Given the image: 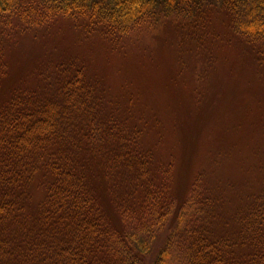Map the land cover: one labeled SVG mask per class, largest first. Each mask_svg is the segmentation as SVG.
Listing matches in <instances>:
<instances>
[{"label":"trees","instance_id":"1","mask_svg":"<svg viewBox=\"0 0 264 264\" xmlns=\"http://www.w3.org/2000/svg\"><path fill=\"white\" fill-rule=\"evenodd\" d=\"M262 72L264 0H0V264H264Z\"/></svg>","mask_w":264,"mask_h":264},{"label":"rangeland","instance_id":"2","mask_svg":"<svg viewBox=\"0 0 264 264\" xmlns=\"http://www.w3.org/2000/svg\"><path fill=\"white\" fill-rule=\"evenodd\" d=\"M218 21L221 22V19H219ZM165 28L167 29L168 25H166ZM57 29L58 30L59 29L60 30H64L66 28H64L63 26L58 24L57 25ZM220 29H221V25L218 23V28L215 27L214 30L218 32ZM136 49H137L136 47L129 46L128 50H127V52H130V55H132V56H130V60H132L133 62H138V60H139V58L138 59L135 58V54L137 53V52H135ZM239 50H241L243 52L242 47H239L237 49V52H239ZM162 56L163 55L160 54L161 58H162ZM152 59H155V58H152ZM85 61L88 64L89 70L92 73H94V74L98 73L97 75L102 77L104 82L112 85V90L115 91V89H117V87L119 86L120 81H118L117 77L115 78L114 75L116 74L117 69L120 68V66L118 67L119 63H117L114 59H111V57L108 56L107 54H105V52L101 51L100 48H97L95 46V44L87 49L86 56H85ZM140 61H142V59H140L139 62ZM247 65L250 66L248 72L252 71L253 65L250 62H248ZM118 79H120V78H118ZM262 79H263V82H262L261 86H264V72L257 73L256 75H254L252 78H250L248 80V83H253V84L257 85ZM223 84H224L223 82L222 83L217 82V85L221 86ZM246 162L250 163V159H246ZM244 168H246V166H241V163L239 161H234L233 160L232 162L231 161L226 162L224 164V166H223L222 174L223 173L224 174L222 175V177L220 179H218L217 183H220L222 185V187H224L225 183H229L231 178H233V176H231L233 171H237V172H240L242 175H246L245 178L246 179L249 178L250 181L252 179H254L255 176H256L255 173L251 172L249 174V172H248L247 174H245L243 172ZM159 243H160V241H159Z\"/></svg>","mask_w":264,"mask_h":264}]
</instances>
